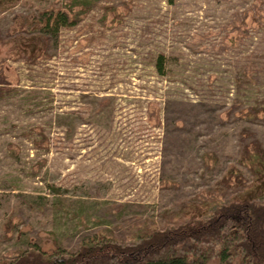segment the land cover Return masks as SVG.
<instances>
[{"label":"rangeland","instance_id":"1","mask_svg":"<svg viewBox=\"0 0 264 264\" xmlns=\"http://www.w3.org/2000/svg\"><path fill=\"white\" fill-rule=\"evenodd\" d=\"M51 8L76 24L26 61L40 33L18 23ZM236 197L264 200V0L0 4V260L133 244Z\"/></svg>","mask_w":264,"mask_h":264},{"label":"trees","instance_id":"2","mask_svg":"<svg viewBox=\"0 0 264 264\" xmlns=\"http://www.w3.org/2000/svg\"><path fill=\"white\" fill-rule=\"evenodd\" d=\"M16 1L0 0V4L8 8ZM76 5L70 6V11ZM76 21L65 10L53 8L21 19L17 31L32 28L40 36L20 38L15 51L26 61H35L38 44L45 45V37L57 38L59 29ZM166 57L164 53L155 56L154 68L159 75L165 74ZM255 160L256 180L260 181L262 159L255 155ZM214 259L215 264H264V200L231 198L216 205L207 217L194 215L177 225L152 228L129 245L96 234L73 253L59 245L53 252L32 247L13 259L0 260V264H213Z\"/></svg>","mask_w":264,"mask_h":264}]
</instances>
